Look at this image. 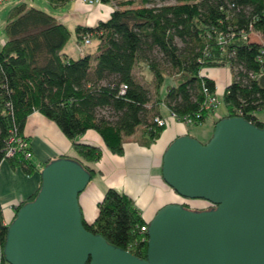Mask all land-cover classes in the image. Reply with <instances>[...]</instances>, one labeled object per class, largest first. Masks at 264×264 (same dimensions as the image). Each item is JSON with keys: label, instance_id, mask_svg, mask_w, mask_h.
<instances>
[{"label": "trees", "instance_id": "obj_1", "mask_svg": "<svg viewBox=\"0 0 264 264\" xmlns=\"http://www.w3.org/2000/svg\"><path fill=\"white\" fill-rule=\"evenodd\" d=\"M46 1L58 8L75 0ZM93 1L111 8L106 18L75 26L77 41L87 35L97 41L94 53L86 48L76 58L64 51L72 35L67 24L25 2L9 9L0 43V162L9 159L32 171L30 158L21 151L11 157L6 151L9 137L23 135L27 116L36 110L72 142L76 157L70 158L92 178L95 171L89 164L100 159L102 150L76 137L92 129L110 152L121 155L124 138L143 125L150 144L165 128L152 122L161 115L160 104L201 124L212 112L202 108V86L215 92L214 81L202 73L223 65L232 81L220 96L225 114L213 121L212 131L220 118L235 115L264 126L255 114L264 108V42L250 39L253 32L264 36V0ZM140 62L153 74V100L134 76ZM122 84L127 87L120 94ZM7 226L0 208V264H7ZM84 226L108 244L145 259L148 224L129 195L107 188L96 219Z\"/></svg>", "mask_w": 264, "mask_h": 264}, {"label": "water", "instance_id": "obj_2", "mask_svg": "<svg viewBox=\"0 0 264 264\" xmlns=\"http://www.w3.org/2000/svg\"><path fill=\"white\" fill-rule=\"evenodd\" d=\"M164 182L208 209L161 206L148 223L145 259L86 230L79 195L90 173L58 156L40 170L35 197L7 226V264H264V126L220 118L202 143L187 133L162 155Z\"/></svg>", "mask_w": 264, "mask_h": 264}, {"label": "crops", "instance_id": "obj_3", "mask_svg": "<svg viewBox=\"0 0 264 264\" xmlns=\"http://www.w3.org/2000/svg\"><path fill=\"white\" fill-rule=\"evenodd\" d=\"M41 1L48 3L46 0ZM64 5H69L65 13L47 12L67 24L69 28L77 24L92 25L96 22L95 20L102 19L101 17L107 16L106 12H109L107 5L90 6L79 0L61 6ZM73 13L90 14L94 18L93 23H90V16L86 17L87 22L76 23L77 19L72 17ZM3 38L4 36L0 38V43L3 42ZM76 41L77 39L75 43ZM65 52L74 58L80 56L77 51L75 55ZM203 75L214 81L215 92L220 96L232 81V73L226 65L206 68ZM158 111L159 114L165 116L168 108L160 104ZM215 119L209 115L201 123L206 129L200 130L199 134L196 129H190V125L170 120L160 136L150 144H147L142 125L140 130L137 128L133 134L124 138L121 155L110 152L100 135L92 129L76 137L77 142L98 146L102 150L100 159L89 164L95 174L79 195L84 223L91 225L96 219L98 203L102 200L107 188H114L129 195L135 201L146 224L161 206L167 203H180V196L162 179V155L168 144L179 135L187 133L201 141L209 137ZM191 131L193 134L190 133ZM22 134L29 141L32 152L29 164L33 167L32 171L27 173L22 165L12 163L9 159H3L0 162V208L2 223L5 226L10 223L15 209L37 190L40 184V170L46 162L58 156L76 157L72 142L53 121L39 111L35 110L27 116Z\"/></svg>", "mask_w": 264, "mask_h": 264}, {"label": "rangeland", "instance_id": "obj_4", "mask_svg": "<svg viewBox=\"0 0 264 264\" xmlns=\"http://www.w3.org/2000/svg\"><path fill=\"white\" fill-rule=\"evenodd\" d=\"M79 1L81 3L87 4V5H90V6L99 4L97 1H94L93 3H89V2H86L84 0H79ZM22 2L27 3L28 6H33V7L39 8L41 10H44L45 12L48 11L50 13H55V11L58 14L59 13H65L66 10L69 9V5H64V6H61L57 10L56 8H53L51 5H49L46 2L42 3L43 1H41V0H3V2L0 3V38L4 36V26L6 24V18H7V13L9 11V9L12 6L20 4ZM174 2H175V0H168V1H165L164 3H174ZM108 7H109V10H110L111 7L110 6H108ZM60 10H62V12ZM106 13L108 14V12H106ZM90 14H91V12H90ZM90 14L89 15H86V14L81 15L80 13H73L72 17L74 16L77 19L76 23H78V22L79 23H85V22H87V20H86L87 18L86 17L90 16V23H93V19L94 18H92V16ZM106 17L107 16H104V17H101V18L104 19ZM64 19H66V18H64ZM95 21H98V20H95ZM70 25H72V24H70ZM74 29H75V26H70V30L72 31V35H71L68 43L65 45V48H64L65 51H67L68 53H71L73 55H75L76 51H77V52H79V55H80V48H83L82 53H85L86 52L85 50L87 48V51L94 53L97 41L93 40L94 38H92L91 42L89 44H86V45L84 44L83 40H81V41L78 40L75 43L76 37H75ZM90 39H91V37H90ZM250 39L264 42V36H262V35H260V34H258L256 32H253L250 35ZM134 76L140 83H142L145 87L148 88V90H149V92L151 94L152 100H153L154 99V94H155L154 93L153 74L149 71V69L147 68L145 63L140 62V63H138L136 65V67L134 68ZM223 114H225L224 106H223L222 102H220V104L216 108V110L212 111L209 115L213 116L216 119H218L220 117V115H223ZM255 114H256V116L258 118H260L261 120H264V108H261V109L257 110L255 112ZM187 125H190L189 126L190 129H194V130L196 129L197 131H199L198 134L200 133V130L204 131L203 129H206V127L202 126V124H198V125L187 124ZM140 129H141V125L138 127V130H140ZM190 133L193 134L192 131ZM207 139H208V137L207 138H203V141H206ZM26 140L28 141V139H26ZM180 198H181L180 199V203L183 204V205L188 206L191 209L200 210V209H208L210 207V202L205 201L203 199H188V198H183V197H180Z\"/></svg>", "mask_w": 264, "mask_h": 264}, {"label": "built area", "instance_id": "obj_5", "mask_svg": "<svg viewBox=\"0 0 264 264\" xmlns=\"http://www.w3.org/2000/svg\"><path fill=\"white\" fill-rule=\"evenodd\" d=\"M89 3H93V0H84ZM3 2V0H0V3ZM84 44H89L91 42V39L89 38V35H87L84 40ZM83 48H80V55H83L82 53ZM203 75V73H202ZM126 85L122 84L120 87V94H123L126 90ZM202 90L205 94L204 101L202 103V108L206 110L215 111L216 108L220 104V95H218L216 92H209L207 88L203 85ZM170 120H176L177 122H180L184 125L192 124V119L189 116H184L182 118L177 117L173 112L168 111V114L166 116L162 115H155L152 117V122L159 127H166ZM18 151H21L23 153V156L27 159L31 158L32 152L30 149V144L26 140L24 135H18L16 133H13L8 140V147L6 151V157L14 156ZM3 226H5L2 223Z\"/></svg>", "mask_w": 264, "mask_h": 264}, {"label": "flooded vegetation", "instance_id": "obj_6", "mask_svg": "<svg viewBox=\"0 0 264 264\" xmlns=\"http://www.w3.org/2000/svg\"><path fill=\"white\" fill-rule=\"evenodd\" d=\"M213 206H214V205L210 203V207H213ZM210 207H209V208H210Z\"/></svg>", "mask_w": 264, "mask_h": 264}]
</instances>
